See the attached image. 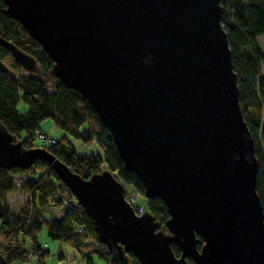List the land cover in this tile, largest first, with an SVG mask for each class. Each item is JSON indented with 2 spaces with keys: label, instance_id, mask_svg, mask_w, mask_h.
<instances>
[{
  "label": "water",
  "instance_id": "water-1",
  "mask_svg": "<svg viewBox=\"0 0 264 264\" xmlns=\"http://www.w3.org/2000/svg\"><path fill=\"white\" fill-rule=\"evenodd\" d=\"M2 1L52 58L56 77L94 108L145 197L163 200L168 233L151 214L134 213L111 171L83 179L45 148L14 143L1 123L0 168L48 163L102 243L140 264H264L259 164L221 0ZM0 47L36 69L3 37Z\"/></svg>",
  "mask_w": 264,
  "mask_h": 264
},
{
  "label": "trees",
  "instance_id": "trees-1",
  "mask_svg": "<svg viewBox=\"0 0 264 264\" xmlns=\"http://www.w3.org/2000/svg\"><path fill=\"white\" fill-rule=\"evenodd\" d=\"M220 5L233 69L239 79L241 111L256 146L257 193L264 209V49L259 44L260 38L264 40V0H221ZM6 9L0 0V37L37 63L35 70L26 71L11 51L0 47V123L13 136L14 143H21L25 150L38 148L36 134L42 123L50 119L67 137L85 145L96 143L102 150V154L80 157L67 137L56 138L57 144L46 150L72 172L89 180L105 170L111 171L137 195L145 197L142 180L125 168L115 140L94 108L81 94L64 86L54 74L52 58L17 20L6 15ZM21 103L27 112L18 111ZM19 175L25 177L20 185L16 182ZM10 192L29 197L17 213L8 205ZM53 201L56 207L52 208L50 203ZM64 207L63 218L45 217L47 211ZM146 212L154 217L158 231L167 232L170 215L163 200H147ZM44 228L51 240L88 250V264H94L92 253L101 257L105 264H140L132 253L119 256L102 243L92 218L78 205L75 196L48 163L37 161L28 171L0 168V264H24L32 257H36L39 264H45L52 254L38 244ZM200 242L199 250L204 245V241L200 239ZM172 250L177 256L181 255L176 244L172 245ZM59 259L63 260L64 256L59 255ZM187 261L194 264L190 258Z\"/></svg>",
  "mask_w": 264,
  "mask_h": 264
},
{
  "label": "rangeland",
  "instance_id": "rangeland-1",
  "mask_svg": "<svg viewBox=\"0 0 264 264\" xmlns=\"http://www.w3.org/2000/svg\"><path fill=\"white\" fill-rule=\"evenodd\" d=\"M259 44L263 47L264 49V40L263 38L259 39ZM263 71H264V65ZM18 111L24 113L27 112L26 106L21 103L18 107ZM54 134H53V132ZM40 131L43 133L51 134L53 137H67V134L63 132V130H59L58 128L55 127L54 123L52 120L45 121L42 123ZM69 141H71L80 157L83 156H92L93 154L98 155L102 154V150L97 146L96 143L90 144V145H85L81 143L79 140H76L74 138L67 137ZM37 147L39 146V142L36 141ZM24 176L19 175L17 178V184L20 185L24 181ZM128 191H132L131 186H127ZM24 195V194H23ZM8 196V195H7ZM29 199V197H28ZM26 197H23L21 193L18 192H10L9 195V200H10V205L11 209L13 212L17 213L21 210V206L23 203H25L28 200ZM8 200V202H9ZM66 211V208H56L50 211H47L45 214V217L48 219H61L64 217V213ZM38 244L40 247H45L51 251L52 256L46 259L45 264H88L89 259L86 258L88 254V250H85L84 248L78 250L77 248H74L70 244H63L59 241H53L51 238L48 237V232L47 229L44 228L43 232L39 235L38 237ZM29 246H32L31 242H28ZM90 251H93L91 249ZM59 255H63L64 259L61 260L59 259ZM2 256L5 257V254L2 253ZM91 256L93 257V263L94 264H105L103 259L99 256H97L95 253H92ZM92 261V260H91ZM13 264H23L20 262H13ZM24 264H39L38 260L36 257H32L29 259L27 263Z\"/></svg>",
  "mask_w": 264,
  "mask_h": 264
},
{
  "label": "built area",
  "instance_id": "built-area-1",
  "mask_svg": "<svg viewBox=\"0 0 264 264\" xmlns=\"http://www.w3.org/2000/svg\"><path fill=\"white\" fill-rule=\"evenodd\" d=\"M35 140L39 142V148H49L52 145L57 144V139L53 136H49L41 131H39L36 134ZM127 186L124 184V191H125V200L126 202H129V204L132 206L134 213H136L138 216L147 214V198L142 197L140 195H137L136 192L132 189V191H128ZM56 202L53 201L50 203V206L56 207ZM80 230V232H82Z\"/></svg>",
  "mask_w": 264,
  "mask_h": 264
},
{
  "label": "crops",
  "instance_id": "crops-1",
  "mask_svg": "<svg viewBox=\"0 0 264 264\" xmlns=\"http://www.w3.org/2000/svg\"><path fill=\"white\" fill-rule=\"evenodd\" d=\"M52 132H53V130H52ZM44 133H45V132H44ZM45 134H47V133H45ZM53 134H54V132H53ZM47 135H49V134H47ZM50 135H51V134H50ZM50 135H49V136H50ZM55 138H59V137H56V136H55ZM18 177H19V176H18ZM18 177H17V178H18ZM9 195H10V194H8V196H7V197H8V200H9ZM21 195H22L23 197H26V198L28 199V196L23 195V194H21ZM8 205H9V207H11V205H10V200H9V202H8Z\"/></svg>",
  "mask_w": 264,
  "mask_h": 264
}]
</instances>
